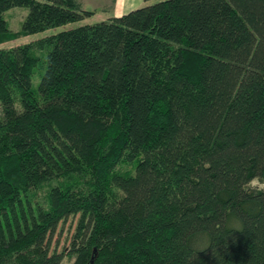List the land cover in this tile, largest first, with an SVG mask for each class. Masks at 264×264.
<instances>
[{"label":"trees","instance_id":"trees-1","mask_svg":"<svg viewBox=\"0 0 264 264\" xmlns=\"http://www.w3.org/2000/svg\"><path fill=\"white\" fill-rule=\"evenodd\" d=\"M13 7L29 9L17 31ZM90 15L0 0V44ZM255 179L264 0H159L0 48V264H264Z\"/></svg>","mask_w":264,"mask_h":264},{"label":"rangeland","instance_id":"rangeland-1","mask_svg":"<svg viewBox=\"0 0 264 264\" xmlns=\"http://www.w3.org/2000/svg\"><path fill=\"white\" fill-rule=\"evenodd\" d=\"M82 8L92 12V15L85 16L82 20L76 22H69L56 27L46 29L44 31L21 36L20 38L0 44V48H11L18 45L33 42L43 37L57 34L61 31L76 28L81 25L94 24L103 20H108L114 16H119L127 13L133 9L153 4L159 0H78ZM29 12L25 7H13L5 12V18L10 23L12 30H20L22 22ZM42 62L37 67L32 75V86L35 93L40 96L39 83L45 71L46 64L44 63V56L41 52ZM255 186V187H254ZM250 187H264V183L258 179L250 183ZM77 218H70L66 222H61L54 234L52 240V248H57L59 252L68 250L72 236L76 230ZM74 258L65 257L61 264H72Z\"/></svg>","mask_w":264,"mask_h":264},{"label":"clouds","instance_id":"clouds-1","mask_svg":"<svg viewBox=\"0 0 264 264\" xmlns=\"http://www.w3.org/2000/svg\"><path fill=\"white\" fill-rule=\"evenodd\" d=\"M255 187V186H254ZM256 190L257 191H264V188H262V187H256Z\"/></svg>","mask_w":264,"mask_h":264}]
</instances>
